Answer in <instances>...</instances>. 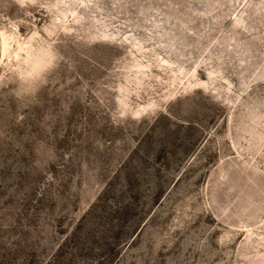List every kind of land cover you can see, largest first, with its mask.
I'll return each instance as SVG.
<instances>
[{
  "label": "rangeland",
  "instance_id": "obj_1",
  "mask_svg": "<svg viewBox=\"0 0 264 264\" xmlns=\"http://www.w3.org/2000/svg\"><path fill=\"white\" fill-rule=\"evenodd\" d=\"M0 264H264V0H0Z\"/></svg>",
  "mask_w": 264,
  "mask_h": 264
}]
</instances>
